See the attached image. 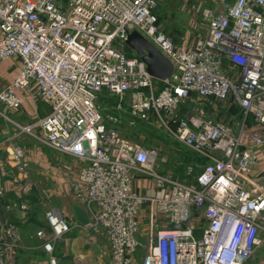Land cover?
I'll return each instance as SVG.
<instances>
[{"label": "built area", "instance_id": "1", "mask_svg": "<svg viewBox=\"0 0 264 264\" xmlns=\"http://www.w3.org/2000/svg\"><path fill=\"white\" fill-rule=\"evenodd\" d=\"M155 7L156 0H0V59L21 62L0 89V105L16 110L24 99L18 92L31 90L49 106L21 130L39 127L49 146L79 161L67 185L88 213L81 228L107 239L106 264H243L264 223L263 177L252 174L254 149L264 145V0L205 8L206 33L191 47L158 29ZM132 30L171 61L166 80L126 54ZM103 90L119 97L108 104L115 113L104 114ZM123 100L132 118L147 121L154 113L169 136L205 160L195 186L158 174L157 149L116 130ZM206 103L223 109L211 114ZM12 151L25 172L23 149ZM138 180L150 191H139ZM13 206L25 210L27 203ZM45 220L35 237L46 258L29 264H60L54 243L70 223L54 206ZM20 247L18 226L0 217V264H21Z\"/></svg>", "mask_w": 264, "mask_h": 264}, {"label": "rangeland", "instance_id": "2", "mask_svg": "<svg viewBox=\"0 0 264 264\" xmlns=\"http://www.w3.org/2000/svg\"><path fill=\"white\" fill-rule=\"evenodd\" d=\"M206 1L207 0H156L154 14L157 18L158 29L169 36L176 45L191 47L198 37L206 33L207 20L203 15V10L207 8L212 11H217V6L215 4L213 8V4L212 6H207L205 3ZM127 49L130 50L128 47ZM98 100L102 104L100 105L104 108V114L116 112L114 109H111L109 105L112 106L116 104L119 100L118 96L109 95L103 90L100 92ZM125 102L126 100H123L124 109L118 113L119 121L114 125L116 130L139 147H154L157 149L158 156L153 170L158 174L169 172L178 178L177 180L184 185L193 186L188 184V180L191 181L194 178V172L197 168H200L199 166H194L198 160L197 156L187 149H184L178 142H174L175 140L171 139L164 131L162 122L154 113L150 114L147 121L132 118L125 109ZM219 109H223V107L218 105L217 112ZM207 110L209 113L214 112V108L211 107ZM231 110H233V114H239L236 108H232ZM0 111H3V109L0 108ZM4 114L7 117L9 116L6 112ZM214 114L217 113L214 112ZM2 119L3 117L0 118V120ZM4 124L8 126L6 123ZM2 127L4 126L0 125V130ZM159 132L163 133V135H160ZM8 139H10V137L1 138L0 136V143L10 142ZM12 145L13 144L9 145L7 149L4 147L0 148V167L5 169L12 178H17L16 186L19 188L20 193H22V201L27 203V208L24 211L27 217L34 214L36 216L34 218L35 221H38L36 222V226L30 227L29 232H23L24 237L26 236L27 238L29 234H33L34 231L41 228L39 224L45 223V212L48 208L52 206L62 207L63 205L66 207L67 199L62 192L64 190L71 195L67 185L70 175L67 172L69 169L71 170L70 167L74 165V161L68 157L55 159V156H49V158H43L42 154L40 152L38 153L36 145L26 144L24 142L20 143L19 147H23L22 149L28 161V167L25 172H21L14 161L13 147L11 148ZM44 145L45 143H41L39 147L45 149L46 147H44ZM188 164H191L192 167ZM137 174L145 175L143 172L139 171ZM60 177L64 179V183L62 184L60 183ZM61 186H63V188ZM82 231L86 233V239H88L90 236L87 234V230L82 229ZM92 233L95 232L92 231ZM23 242L22 245L24 244ZM89 243L90 242L86 243L87 245L83 247L82 251L94 250L92 247H96V245L94 246ZM31 246L34 247H31V249L25 252H21L22 246L18 248L16 251V254H18L17 257L20 255V257L34 259L35 257L43 256L44 253L40 250L36 241L31 243ZM64 251L65 248L62 241H56L53 251L55 257L63 254ZM137 259L139 262L141 260V255H138ZM61 260L64 264H74L72 255H67Z\"/></svg>", "mask_w": 264, "mask_h": 264}, {"label": "crops", "instance_id": "3", "mask_svg": "<svg viewBox=\"0 0 264 264\" xmlns=\"http://www.w3.org/2000/svg\"><path fill=\"white\" fill-rule=\"evenodd\" d=\"M232 1L233 0H211V1L207 0L205 3L207 6H212L213 4L212 6L213 8L216 5L218 11L219 9L221 10L225 4L231 3ZM20 68H21V62L18 58L10 57L5 59H0V89L5 87L14 79V77L18 74ZM18 93L24 94L23 102L18 109L7 111V109L3 105H0V108L3 109L2 112L3 113L6 112V114L9 115L8 117L4 116L3 119L0 120V125L4 126L0 130V136L1 138L10 137V139H8L10 140V142H5L2 144L0 143V148L4 147L7 149L9 145L13 144L11 146L12 148L14 146H20V143L25 142L26 144L36 145V149H38V153L40 152L43 158L46 157L49 158V156L51 157L55 156V159H60L61 157L71 158L74 161L73 162L74 165L70 167L71 170L69 169L67 173L70 175V177H73L80 165L77 159L49 146L45 142L44 135L39 127H34L30 133H26L21 130V127L23 125L34 124L37 121V119L45 116L49 112V106L43 101L34 98L32 96L31 90L26 91V93H23L22 91ZM204 106L206 110L209 109V107L213 108V106L210 103H206ZM214 112L219 114L221 111L217 112L214 109ZM4 123H6L8 126H6ZM170 138L173 139L171 136ZM174 142L177 141L175 140ZM41 143L42 144L45 143L44 145V147H46L45 149L39 147ZM182 147H184L185 149L189 150L191 153H194L197 156L198 160L196 161L197 163H195L194 166H199L200 168H197V170L194 172L193 174L194 178L191 181L188 180L189 185L195 186L196 185L195 176L201 171L202 166L205 163V160L199 155H197L195 152L188 149L187 147L183 145ZM254 151L257 160L254 165L252 174L256 177H260V176L263 177L262 179L264 182V145L255 148ZM188 165L192 167L191 164ZM165 173H169V172H165ZM169 174L173 178L178 179L173 174L171 173ZM16 179H17L16 177L12 178V176H9L8 172L5 169H2V167H0V187H2L4 190L3 195L0 199V217L7 219L18 226L21 235V246H22L21 252H25L28 249H31V247L33 248L34 246H31V243H34V241L37 242L38 247L42 251L41 241L35 237V233L29 235V237L27 238L26 236L24 237L23 235V232L30 231L31 224L28 223V217L26 212L24 210H20L19 208H15L13 206V203L21 202L23 198L22 193H20L19 188H17L16 186L17 183ZM60 183L61 184L64 183V179L62 177H60ZM134 185L141 192H149L151 188V185L149 183L148 184L146 182L142 183L139 180L134 181ZM61 187L63 188V186ZM62 193L64 194L65 191L63 190ZM54 207H58V206H54ZM83 207L85 208L84 205ZM58 208H60L64 212L70 223L69 231L64 233L59 239H57V242L62 241L65 248L63 254L59 256L57 255L59 263L64 264L61 259L67 255L69 256L72 255V260L74 264H106L108 257V243L106 237L102 233L100 234L92 233V231L89 230L86 232L90 237L86 239L87 235L85 232L82 231V228L80 226L81 224L77 221L76 217L74 215L72 216L68 215V212L64 205ZM41 228H45V227H41ZM259 236L261 238L260 244L255 247L254 253L243 264H264V223H262L261 228L259 229ZM22 239L24 240V242ZM87 241L90 242L89 244H93L94 246L96 245V247H92L94 250L82 251L83 247L87 245L86 244L88 243ZM22 242L24 243L23 245ZM42 252L44 253V251ZM17 256L18 254H16V257ZM38 258L44 259L46 258V254L44 253L42 257H37V258L35 257L34 259H38ZM34 259L20 257V255L19 257H17V260L21 264H29Z\"/></svg>", "mask_w": 264, "mask_h": 264}, {"label": "water", "instance_id": "4", "mask_svg": "<svg viewBox=\"0 0 264 264\" xmlns=\"http://www.w3.org/2000/svg\"><path fill=\"white\" fill-rule=\"evenodd\" d=\"M135 56L139 57L146 65L148 73L156 80H166L173 71V65L161 52L149 42L140 32L132 30L124 41ZM67 199L66 210L68 215H74L77 221L84 225L89 222L87 212L81 202L68 193H64Z\"/></svg>", "mask_w": 264, "mask_h": 264}, {"label": "trees", "instance_id": "5", "mask_svg": "<svg viewBox=\"0 0 264 264\" xmlns=\"http://www.w3.org/2000/svg\"><path fill=\"white\" fill-rule=\"evenodd\" d=\"M125 51H126V54L128 55V56H135L134 55V53L133 52H131L130 50H128L127 49V47L125 46ZM160 133V132H159ZM160 135H163V133H160ZM180 144V143H179ZM181 146H182V144H181ZM185 149V148H184ZM189 151V150H188ZM36 216L34 215V214H31V215H29L28 216V223L29 224H31V226H36L37 224H36V222H38V221H35V218ZM41 227H45V228H47L48 227V225H47V222L46 223H44V224H39ZM35 233V232H34ZM29 235H32V233L31 234H29ZM29 237V236H28ZM32 237V236H31Z\"/></svg>", "mask_w": 264, "mask_h": 264}]
</instances>
